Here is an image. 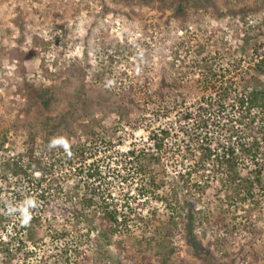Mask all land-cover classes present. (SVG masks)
Segmentation results:
<instances>
[{
    "label": "rangeland",
    "instance_id": "1",
    "mask_svg": "<svg viewBox=\"0 0 264 264\" xmlns=\"http://www.w3.org/2000/svg\"><path fill=\"white\" fill-rule=\"evenodd\" d=\"M263 32L264 0H0V131L8 129V150L17 153L25 151L28 131L36 132L38 143L43 140L41 121L56 123L64 115L68 125L50 138L62 137L69 144L83 141L93 127L100 141L89 146L98 151L102 188L119 203L127 200L145 212L155 203L152 196L142 195L145 177L130 165L122 172L116 161L123 160L128 148L153 150L150 132L169 127L171 137L158 167L165 184L158 193L170 192L175 199L187 195L197 208L205 207L213 187L201 194L180 178L189 169L187 156L181 158L182 147L205 129L193 117L179 122L182 112L177 110L164 116L163 109L174 101L180 110L193 112L202 97L216 99L215 90H204V67L198 66V58L217 73L213 83L218 86L220 76L237 93L244 90L247 77L264 84V74L253 70L264 51ZM44 88L56 94L50 110L39 104ZM253 113L247 122L249 133L255 134L264 114L257 107ZM174 147L180 152L172 153ZM59 163L63 167L57 175L63 179L66 162ZM77 169L66 173L71 178L65 176L63 186L82 179ZM47 178L52 182V175ZM50 193L62 203V194ZM19 205L24 209L26 200ZM157 207L160 214L169 212L163 204ZM47 215L51 224L64 223L61 214ZM259 222L254 236L238 232L229 235L224 246L211 242V227L196 226L202 244L194 252L185 244V232L178 230L172 236L174 264H264V216ZM58 246L48 240L38 244L30 264H38L43 252L51 255ZM250 247L259 252L256 262ZM108 249L121 264H140L138 257ZM107 255L106 250L103 262L113 264Z\"/></svg>",
    "mask_w": 264,
    "mask_h": 264
},
{
    "label": "trees",
    "instance_id": "2",
    "mask_svg": "<svg viewBox=\"0 0 264 264\" xmlns=\"http://www.w3.org/2000/svg\"><path fill=\"white\" fill-rule=\"evenodd\" d=\"M177 8L181 11L183 7ZM109 58L112 61L113 55ZM201 60L198 58V66L204 67L202 85L209 94V90H215L216 99L207 101L202 97V103L199 101L193 112L186 108L180 110L179 103L173 101L164 106L163 114L167 116L177 110L182 112L178 114L179 122L193 117L198 127L205 129L200 136H188V144L194 147H182L181 158L187 156L183 158L189 161V169L180 175L183 184L197 187L201 194L213 187L215 193L207 199L205 207L197 208L196 200H189L187 195L175 199L170 192L158 193L165 184L164 178L159 177L158 167L167 150L166 140L171 137L169 127L150 132L153 150L128 148L123 160L116 161L121 163L122 172L130 170L127 167L130 165L145 177L142 195L152 196L155 201L145 212L127 200L119 203L102 188L101 165L95 161L98 151L89 146V142L100 141L93 127L86 131L83 141L68 142L66 151L62 146H51L50 138L58 128L68 125L65 116L61 115L56 123L41 121L43 140L38 143L36 132L28 131L23 140L25 151L17 153L8 150L10 136L5 128L0 131V264H30L31 257L36 255V246L46 240L58 242L59 246L54 247L58 249L51 255L43 252L38 264H105L106 250L113 264H121L109 252L110 246L122 255L138 257L140 264H174L172 236L178 230L185 232V244L193 252L202 244L195 228L203 224L211 227L212 234L215 232L211 242L221 246L228 242L229 235L238 232L255 235L259 220L264 216V120L260 119L262 127L254 134L249 133V122L245 118H250L251 109L255 107L264 114V84L256 83L255 77H247L245 88L238 95L239 91L231 89L223 76H220L219 86L213 83L217 73L205 65L206 59ZM253 70L264 74V51ZM38 97L40 106L46 110L57 101L55 92L47 88L42 89ZM229 99L234 101L228 104ZM131 100L135 104V99ZM235 108L240 114L237 120L231 116ZM177 150L180 152L174 147L171 152ZM59 162H66L65 176L78 168L77 174L82 179L63 186L65 176L61 179L57 175L62 170ZM193 173V181L189 182ZM48 174L52 175V182ZM70 178L66 176L67 180ZM49 191L55 192L50 195L62 194V203L50 198ZM6 194L11 197L7 199ZM22 200H26V205L21 210ZM65 202L69 205L65 206ZM158 204H163L169 212L158 213ZM50 213L61 214L64 223L51 224L47 219ZM25 215L30 219L22 223ZM250 248L252 260L256 262L259 252Z\"/></svg>",
    "mask_w": 264,
    "mask_h": 264
},
{
    "label": "clouds",
    "instance_id": "3",
    "mask_svg": "<svg viewBox=\"0 0 264 264\" xmlns=\"http://www.w3.org/2000/svg\"><path fill=\"white\" fill-rule=\"evenodd\" d=\"M62 146L64 147V149L67 151L69 149V144L68 142L64 139V138H54L52 141H51V146ZM34 206V205H33ZM30 219V216L28 215H25L24 216V219L22 220V223H27V220Z\"/></svg>",
    "mask_w": 264,
    "mask_h": 264
},
{
    "label": "built area",
    "instance_id": "4",
    "mask_svg": "<svg viewBox=\"0 0 264 264\" xmlns=\"http://www.w3.org/2000/svg\"><path fill=\"white\" fill-rule=\"evenodd\" d=\"M234 86H235V85H234ZM234 94H235V92H234ZM240 94H241V93L239 92L238 95H240ZM238 95H237V96H238ZM233 97H235V95H234ZM233 97H232V98H233ZM231 101H234V100H233V99H231V100L229 99L227 103L230 104ZM236 106H237V105H236ZM253 109H254V108L251 109L250 114H254V113H253ZM231 112H232L231 116H232L234 119L237 120V119L240 117V114H239V112L236 110V108H235L233 111H231ZM245 119H246V121L249 120L248 117H246ZM236 124H237V126H238V123H236Z\"/></svg>",
    "mask_w": 264,
    "mask_h": 264
}]
</instances>
